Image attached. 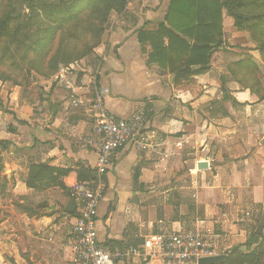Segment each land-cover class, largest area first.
Returning a JSON list of instances; mask_svg holds the SVG:
<instances>
[{
    "label": "crops",
    "instance_id": "obj_1",
    "mask_svg": "<svg viewBox=\"0 0 264 264\" xmlns=\"http://www.w3.org/2000/svg\"><path fill=\"white\" fill-rule=\"evenodd\" d=\"M170 1L128 0L94 60L67 76H77L85 100L96 88L118 118L150 110L142 131L150 148L129 143L106 169L95 235L122 249L199 227L219 236L218 255L245 253V243L253 250L264 238V228L255 234L264 217V100L230 78L227 65L243 59L238 48L188 81L150 62L151 47L137 35L164 23ZM222 26L223 38L242 36L225 12ZM35 84L5 90L0 82V264H70L62 244L77 214L64 209L80 172L95 164L92 145L83 146L97 139L92 114L69 106L75 95L64 84L46 80L41 95ZM38 166L44 170H32Z\"/></svg>",
    "mask_w": 264,
    "mask_h": 264
},
{
    "label": "trees",
    "instance_id": "obj_2",
    "mask_svg": "<svg viewBox=\"0 0 264 264\" xmlns=\"http://www.w3.org/2000/svg\"><path fill=\"white\" fill-rule=\"evenodd\" d=\"M128 0H6L5 11L0 19V50L2 59L11 60L12 46L16 51L24 49V59L34 50L44 48V40L52 36L53 28L39 27L35 31L36 39H31L25 28L15 24L17 16L14 7L26 4L33 19H52L54 23L73 21L87 9L96 8L105 13L120 14L127 6ZM233 20V26L238 32L246 31L250 38L257 43L261 60L264 63V0H171L164 16L155 31L141 30L137 39L140 43H148L151 47L149 60L160 69L169 70L175 75V81H188L209 70L212 64L222 60L225 52L223 43L222 14ZM49 39V37H48ZM222 49V50H221ZM194 67H199L194 71ZM227 71L230 78L241 88L264 100V92L258 90V82L248 78L257 72V66L249 56L242 60L229 63ZM224 99H228L224 96ZM44 170L43 166L33 167L32 170ZM58 175L63 171L48 169ZM40 173V172H39ZM37 175V174H36ZM94 170L85 175L80 172V182L93 178ZM28 186H32L28 181ZM76 213L73 214L75 216ZM260 219L258 220V223ZM254 241L260 238L251 235ZM242 253L236 247L225 253L226 259L222 264H264V238H261L257 248Z\"/></svg>",
    "mask_w": 264,
    "mask_h": 264
},
{
    "label": "built area",
    "instance_id": "obj_3",
    "mask_svg": "<svg viewBox=\"0 0 264 264\" xmlns=\"http://www.w3.org/2000/svg\"><path fill=\"white\" fill-rule=\"evenodd\" d=\"M77 64L78 70L84 68ZM75 68L70 66L60 71L56 82L74 93L70 101L72 108H87L92 114L95 141H85L83 146L92 145L95 153L93 178L76 183L71 189L72 198L78 203L76 216L73 219L69 238L62 244V250L69 255L70 264H116L119 261L138 262L140 264H198L202 258L218 256L219 236L211 229L195 227L171 232H162L144 238L139 246H129L122 249H109L100 245L95 235V219L98 207L104 196L106 184L103 176L111 161L127 144L134 143L137 147L150 145L143 140L142 131L148 121L150 110L138 106L128 118H118L106 108L99 91L94 88L90 100L84 95H78L77 76ZM246 213L238 222L243 223L249 218Z\"/></svg>",
    "mask_w": 264,
    "mask_h": 264
},
{
    "label": "rangeland",
    "instance_id": "obj_4",
    "mask_svg": "<svg viewBox=\"0 0 264 264\" xmlns=\"http://www.w3.org/2000/svg\"><path fill=\"white\" fill-rule=\"evenodd\" d=\"M5 4L6 0H0V19L5 11ZM26 7V4L20 3L14 7V15L18 17L15 24L23 26L24 31L33 40L36 39L35 31L39 27L53 28L55 30L53 38L51 35L47 36L44 40V48L34 50L25 59L23 58L24 49L16 51L12 46L10 54L13 55V58L11 60L0 57V82L4 85L5 90L13 86L26 89L34 82L36 83L35 92L40 95L43 92L41 85L44 81L50 80L55 84L56 80L53 77L60 71L73 66L75 70L72 72H75L78 70L77 64L81 66V61L88 66V62L94 60L92 56L96 55L95 49L103 46L107 41V36L113 25L112 19L117 15L115 12L105 13L104 10L91 8L80 13L73 21H61L56 24L52 19L46 17L41 18L40 22L33 19L34 17L30 16ZM241 33L242 36L238 35L231 41L223 38L224 48L226 50L238 48L241 50L239 55L249 56L253 59L257 66V72L248 76L247 79L257 81L259 83L258 90L263 93L264 63L261 60L258 45L246 31Z\"/></svg>",
    "mask_w": 264,
    "mask_h": 264
},
{
    "label": "water",
    "instance_id": "obj_5",
    "mask_svg": "<svg viewBox=\"0 0 264 264\" xmlns=\"http://www.w3.org/2000/svg\"><path fill=\"white\" fill-rule=\"evenodd\" d=\"M198 69L199 67L193 68L194 71ZM75 210H76V204L73 199H70L65 206L64 213L73 215L75 213ZM263 228H264V217L261 219L259 225L257 226L255 234L257 236H261ZM225 259H226L225 255H218L209 258H202L198 261V264H222L225 261Z\"/></svg>",
    "mask_w": 264,
    "mask_h": 264
}]
</instances>
